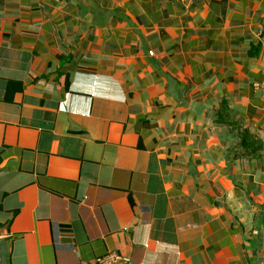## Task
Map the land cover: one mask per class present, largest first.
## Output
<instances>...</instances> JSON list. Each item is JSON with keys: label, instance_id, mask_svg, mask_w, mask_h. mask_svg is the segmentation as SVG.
<instances>
[{"label": "crops", "instance_id": "0c3cea01", "mask_svg": "<svg viewBox=\"0 0 264 264\" xmlns=\"http://www.w3.org/2000/svg\"><path fill=\"white\" fill-rule=\"evenodd\" d=\"M263 54L264 0H0V264H264Z\"/></svg>", "mask_w": 264, "mask_h": 264}, {"label": "built area", "instance_id": "2783aa9c", "mask_svg": "<svg viewBox=\"0 0 264 264\" xmlns=\"http://www.w3.org/2000/svg\"><path fill=\"white\" fill-rule=\"evenodd\" d=\"M183 2H190L192 0H181ZM264 55V54H263ZM264 88V85H263ZM127 259L123 258L118 252H110L104 256H100L96 259L98 264H121L122 262H126Z\"/></svg>", "mask_w": 264, "mask_h": 264}, {"label": "trees", "instance_id": "16d2710c", "mask_svg": "<svg viewBox=\"0 0 264 264\" xmlns=\"http://www.w3.org/2000/svg\"><path fill=\"white\" fill-rule=\"evenodd\" d=\"M247 134H248L247 131H245V132H244V135L247 136ZM244 137H245V136H244ZM248 137H250V135H248ZM250 138H251V137H250Z\"/></svg>", "mask_w": 264, "mask_h": 264}]
</instances>
